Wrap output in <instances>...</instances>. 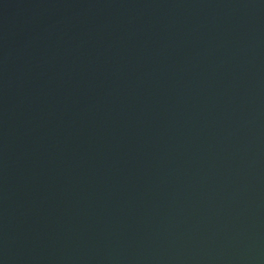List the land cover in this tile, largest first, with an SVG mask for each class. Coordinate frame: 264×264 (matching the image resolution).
Masks as SVG:
<instances>
[{
	"label": "water",
	"instance_id": "95a60500",
	"mask_svg": "<svg viewBox=\"0 0 264 264\" xmlns=\"http://www.w3.org/2000/svg\"><path fill=\"white\" fill-rule=\"evenodd\" d=\"M0 264H264V0H0Z\"/></svg>",
	"mask_w": 264,
	"mask_h": 264
}]
</instances>
